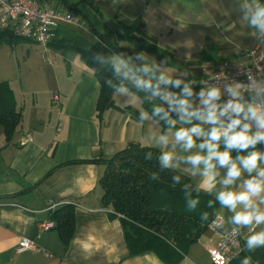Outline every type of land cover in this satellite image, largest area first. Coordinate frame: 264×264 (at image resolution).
I'll list each match as a JSON object with an SVG mask.
<instances>
[{
	"label": "crops",
	"instance_id": "obj_1",
	"mask_svg": "<svg viewBox=\"0 0 264 264\" xmlns=\"http://www.w3.org/2000/svg\"><path fill=\"white\" fill-rule=\"evenodd\" d=\"M56 1L63 5L61 0ZM50 2L44 0L49 6ZM67 2H78L84 17L74 15L67 6L62 10L57 7L71 12L76 21L60 28L71 27L89 40L95 39L93 27L100 33L113 30L114 41L120 24L138 18L145 35L185 63L183 69H169L178 77L187 71L189 75L183 79L198 81L193 85L196 93L204 87L199 81L223 60L243 59L246 52L264 51V43L240 19L238 0ZM83 4L89 5L90 19L82 11ZM83 19L90 22V31L83 24L79 26ZM15 37L9 31L0 35V53L11 62L19 61L20 54L27 70L26 77L19 80L9 71L0 70V83L7 84L12 105L21 115L8 139L0 125V264H165L151 252L128 254L120 218L110 216V210L102 204L98 180L105 166L92 161L109 157L129 143L161 151L153 137L165 132L171 136L170 128L163 131L149 113L148 119L141 121L120 111L127 106L140 114L146 111L141 99L131 92L127 96L114 93L117 108L106 109L98 116L99 83L77 52L62 50L53 42L42 46ZM118 44L135 51L128 42ZM5 45L11 46L9 53ZM33 56L36 63L30 67ZM227 98L225 94L221 100ZM175 150L179 153L180 146ZM75 160L89 162H72ZM175 170L188 176L197 188L216 194L220 187L217 182L210 188L199 171L186 164ZM64 206L73 214V230L67 240L57 227ZM218 212L222 214L221 224L208 228L176 264H210L207 248L232 228L246 240L250 233L230 222L232 213L223 207ZM22 237L32 239L36 249L16 252Z\"/></svg>",
	"mask_w": 264,
	"mask_h": 264
},
{
	"label": "clouds",
	"instance_id": "obj_2",
	"mask_svg": "<svg viewBox=\"0 0 264 264\" xmlns=\"http://www.w3.org/2000/svg\"><path fill=\"white\" fill-rule=\"evenodd\" d=\"M238 10L240 19L264 43V2L238 0ZM93 61L120 81L118 85L107 81L115 94L127 96L130 91L127 85L131 84L137 93H150L146 95L149 101L162 102L153 104L152 111L170 125L171 136L165 132L153 137L161 149L160 166L176 169L186 164L198 170L210 188L219 182L222 190L216 192V201L232 213L233 225L250 233L245 240L246 250L254 252L264 247V151L257 148L258 144H264V74H245V81L226 77H220L225 83L199 81L204 87L196 93L193 85L198 81L194 78L185 81L187 71L176 76L169 69L167 58L157 62L141 51L133 55L100 53L93 56ZM225 94L228 98L222 101ZM172 112L178 113V119L172 118ZM140 119H148L146 111L141 112ZM177 146L181 149L179 153L175 150ZM233 151L246 154L233 157ZM219 169L225 172L218 181ZM245 174L247 178L241 179ZM175 179L179 180V176ZM197 203L198 200H192L190 207L194 209ZM242 264H251L249 257Z\"/></svg>",
	"mask_w": 264,
	"mask_h": 264
},
{
	"label": "trees",
	"instance_id": "obj_3",
	"mask_svg": "<svg viewBox=\"0 0 264 264\" xmlns=\"http://www.w3.org/2000/svg\"><path fill=\"white\" fill-rule=\"evenodd\" d=\"M38 1L44 3V0ZM62 1L74 15L84 17L77 7L78 2L71 4L67 0ZM142 27L138 18L129 24H120V32L114 41H112L115 34L113 30L100 33L92 28L95 39L89 40L76 33L71 27L58 28L55 37L49 42H53L62 50L77 52L83 63L92 70L99 83L96 105L98 116L106 109L117 108L113 100L114 89L107 81L111 80L115 85L120 81L114 79L110 71L97 66L93 61V56L96 54L124 52L133 55L138 51H145L152 54L158 62L167 58L168 67L185 68V63L176 60L171 52L158 47L153 38L145 35ZM119 41L133 45L135 51L120 47ZM202 56L204 57V52ZM127 87L130 89L129 92L141 99L143 108L161 125L163 131L170 128L165 120L153 114L152 105L162 103L159 99L149 101L146 95L150 93H137L131 84ZM169 90L176 91L175 88ZM12 102L13 96L7 84L0 83V125L3 126L7 139L15 132L21 120L20 112L15 110ZM119 110L137 120L141 117L139 111L133 107L127 106ZM171 115L173 119H178V113L172 112ZM262 145L264 144H258L257 148L261 150ZM159 153L158 148L129 143L117 153L109 157H100L92 162L105 166L104 173L98 180L102 189V204L110 210V216L120 218L128 254L133 256L151 252L165 264H176L189 247L208 230L209 224L219 213L220 205L216 201L215 194L195 187L188 176L175 169L162 168L158 163ZM239 154L241 153L236 151L232 153L233 157ZM153 175L155 179L152 178ZM177 176L179 180L175 179ZM194 199L198 200V203L193 209L190 207V202ZM64 209L66 210L61 215L57 227L67 240L73 230V214L68 206H64ZM245 257H249L251 264H264V247L248 252L243 240L242 249L228 264H242Z\"/></svg>",
	"mask_w": 264,
	"mask_h": 264
},
{
	"label": "built area",
	"instance_id": "obj_4",
	"mask_svg": "<svg viewBox=\"0 0 264 264\" xmlns=\"http://www.w3.org/2000/svg\"><path fill=\"white\" fill-rule=\"evenodd\" d=\"M75 23L71 12L60 11L38 0H0V34L9 31L16 37L47 46L55 37L58 28ZM245 74H264V51L246 52L243 59L223 60L201 81H207L209 84L225 83L220 77L245 81ZM54 98L57 99L56 94ZM221 222L222 214L217 213L209 224V229H214ZM242 241L243 238L236 228L221 234L216 242L207 248L210 264H228L242 249ZM33 249H36L34 241L26 237H22L16 246V252Z\"/></svg>",
	"mask_w": 264,
	"mask_h": 264
},
{
	"label": "rangeland",
	"instance_id": "obj_5",
	"mask_svg": "<svg viewBox=\"0 0 264 264\" xmlns=\"http://www.w3.org/2000/svg\"><path fill=\"white\" fill-rule=\"evenodd\" d=\"M50 6L53 7V8H57L58 7V8H60V10L64 9V6L63 5H58L56 0H51ZM81 7H82V11L85 12L87 18L90 19L91 18V15H90V11H89V5L83 4ZM82 24L84 25V28L86 30H88V31L91 30V24H90V22L88 20H86V19H83L82 21L80 20L79 21V26L82 25ZM3 48H5L4 49V50H6L5 52H8V53H9V49L12 50V48H11L10 45H5ZM0 51H3V49H1ZM38 53L40 54V51ZM4 56H5L4 54L0 53V70L2 69L4 71H9L11 73L10 76L17 78V80H19L18 79L19 77H22V78L26 77L25 76L26 75V72H27L26 66H25L26 64L22 60V57H21L20 54L18 56L19 61H15L14 60L12 62L9 61V60H7L8 58L7 57L5 58ZM34 59H36V57H34V56H33V58L29 59L30 60L29 61L30 62L29 63V66L30 67H32L36 63V61ZM260 149L262 151H264V145H262ZM241 154H246V153H241ZM224 172H225V169H219L220 176L218 177V179H222V177L224 175ZM253 175H255V173H253ZM244 178H247V174H245L244 176H242L241 179H244ZM239 183L240 182H238V184ZM221 188H222V185H220L219 189H216V191L221 190Z\"/></svg>",
	"mask_w": 264,
	"mask_h": 264
},
{
	"label": "water",
	"instance_id": "obj_6",
	"mask_svg": "<svg viewBox=\"0 0 264 264\" xmlns=\"http://www.w3.org/2000/svg\"><path fill=\"white\" fill-rule=\"evenodd\" d=\"M61 1H62V0H61ZM62 3H63V5L65 6L64 1H62Z\"/></svg>",
	"mask_w": 264,
	"mask_h": 264
}]
</instances>
